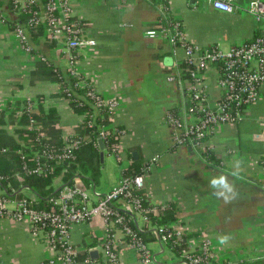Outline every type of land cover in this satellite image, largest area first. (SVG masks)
Here are the masks:
<instances>
[{"label": "crops", "instance_id": "crops-1", "mask_svg": "<svg viewBox=\"0 0 264 264\" xmlns=\"http://www.w3.org/2000/svg\"><path fill=\"white\" fill-rule=\"evenodd\" d=\"M250 1L232 0L238 9L228 14L213 10L204 0H69L70 17L82 24L83 36L91 42L75 52V69L100 97L115 103L112 127L123 131L119 160L112 154L117 169L108 190L131 166L157 159L143 174L141 193L153 205H173V228L186 237V249L207 242L214 261L224 264H264V82L240 121L215 126L201 147L173 148L166 113L185 110L190 82L179 63L187 56L183 47L146 38L144 31L156 25L164 7L182 24L186 42L198 50L212 47L227 53L264 33V24L246 12ZM1 5L5 22H0V132L20 145L18 132L23 133L27 118L24 114L17 118V113L30 101L37 112L55 122L53 129L62 143L86 120L59 96L58 83L42 68L48 62L66 70L65 39L45 41L43 35L37 44L29 39L27 52L13 31L15 18L8 5ZM218 79L216 65L204 70L202 87L210 107L221 95ZM236 162L239 171L233 175ZM103 163L99 160L100 166ZM220 175L227 177L237 194L228 203L209 187V181ZM97 178L88 180L95 190ZM64 180L59 176L54 186H64L68 183ZM116 206L133 215L138 227L147 226L124 201ZM69 236L78 253L77 264H107L101 247L110 237L119 242V264H142L135 251L122 245L120 230L107 226L100 216L74 224ZM147 245L158 263L179 261L157 240ZM93 251L94 258L89 255ZM54 258L55 252L32 235L26 220L0 218V264H48Z\"/></svg>", "mask_w": 264, "mask_h": 264}, {"label": "built area", "instance_id": "built-area-1", "mask_svg": "<svg viewBox=\"0 0 264 264\" xmlns=\"http://www.w3.org/2000/svg\"><path fill=\"white\" fill-rule=\"evenodd\" d=\"M213 10L222 13H233L238 8L232 0H204ZM9 7L13 21V31L20 39L23 48L29 52L28 32L37 25L43 27L46 39L52 40L58 36L65 39V53L68 67L66 71L73 75L79 73L75 69V52L91 42L83 36L82 24L70 17L69 0H0ZM246 12L257 22L264 24V2L252 0L246 6ZM2 5H0V22L4 23ZM23 15H27L26 22H21ZM154 33V35H149ZM149 39H159L169 42L172 46L185 49L189 65L193 69L189 72L190 86L186 91V107L184 112L177 113L170 110L166 113V123L173 132L172 142L178 146L201 147L205 135L217 125L236 123L241 120L246 108L253 104L258 97V89L264 82V33L252 40L222 53L215 48L198 50L186 42L182 24L175 20L163 7L156 25L144 31ZM203 51V52H202ZM197 54L195 59L193 56ZM220 64L218 85L221 90L220 98L214 107L207 104V95L202 87L204 70L210 65ZM171 79V78H170ZM88 86L77 82L66 91L67 97H78L75 88ZM92 87V85H91ZM93 101L88 103L94 113L88 117V127L93 128L95 116L99 107H105L111 113L108 125H100L97 129V142L106 143L108 153L119 160L121 150L118 140L122 131L112 127V114L115 103L106 101L93 89L88 93ZM83 107V104L78 105ZM37 110L33 102L27 101L17 113V118L24 114L27 125L23 128L20 146L37 150L26 157L21 151L20 161L22 171L27 175L47 176L53 173L54 164L62 161H74L75 151L79 141L74 140V134L65 137L60 145L49 142L42 128L35 123L33 115ZM85 116V115H84ZM30 133H35L33 139ZM112 138L110 142L109 139ZM157 161L153 159L146 164L140 175H128L126 171L116 184L104 194L92 186L90 194L81 184L80 177L74 175L67 184L61 187L57 194L44 198L48 204L46 208H37L42 200L39 195L26 185L18 190L10 188L9 191L0 190V218L26 220L32 235L42 240L48 248L55 252L56 258L48 264H77V250L70 243L69 231L74 224L91 221L96 216L102 217L107 226L116 227L123 235V246L138 254L142 264H160L148 245L142 241L139 234L145 230L135 224V229L124 223L116 204L124 201L131 212L140 217L145 223L147 220L141 213L142 201L136 196L143 188V174ZM264 163V162H263ZM15 178L20 181V176ZM133 221H135L133 219ZM119 226V227H117ZM157 241L165 249V243L170 236L178 240L182 233L176 229L165 231L154 230ZM111 236V235H110ZM118 245L111 237L102 244V253L107 264H119ZM163 250V249H162ZM184 258V261L181 258ZM179 259L182 264H224L214 261L210 244L205 242L196 249L191 247L183 251ZM87 258L84 263H88Z\"/></svg>", "mask_w": 264, "mask_h": 264}, {"label": "trees", "instance_id": "trees-1", "mask_svg": "<svg viewBox=\"0 0 264 264\" xmlns=\"http://www.w3.org/2000/svg\"><path fill=\"white\" fill-rule=\"evenodd\" d=\"M163 2L164 0H159ZM1 5V4H0ZM28 16L23 15L21 22H26ZM29 34V39L32 40L35 44L40 41L41 37L44 35L43 27L40 25L34 26ZM47 41L46 38H43ZM211 48V47H210ZM209 49V48H206ZM31 51V50H30ZM203 52V51H202ZM34 53V51H32ZM76 60L78 59L77 54L75 53ZM42 67L44 71H47L48 77L59 85V96L64 98L69 105L76 111L85 115L86 120L77 130L74 135V140L79 141V147L75 151V160L74 161H62L54 164V171L52 174L47 176H36V175H27L22 171L20 154L18 151H21L22 154H25L26 157L33 154L37 150V147L32 149L21 147L6 134L0 132V187L2 190L9 191L10 188L18 190L20 186L26 185L30 188H33L34 191L42 199L37 206V208H46L48 204L45 202L44 198H50L57 194L61 187H55L54 181L59 176H63L64 181L67 183L74 176L78 175L83 178L85 181L90 180L89 178H95L98 174V165H99V155H98V145H97V129L100 125H108L109 118L111 113L105 107H99L98 112L95 116V124L93 128L88 127V117L94 113L93 109L89 104L84 103L80 97H83L87 102L93 101V99L88 96L89 92H92L91 83L88 79H85L82 75H73L66 70H60L59 68H54L50 63L46 62ZM180 68L183 69L185 75L189 78V72L193 69L191 65L188 64L186 60L179 63ZM217 68L220 69V64H216ZM77 82H83L88 86H79L75 88V93L78 97L72 96L67 97L66 91L69 87L73 86ZM25 101L24 103H26ZM83 104V107L78 105ZM10 106V105H9ZM39 109V107H38ZM177 113V110H174ZM25 116V115H24ZM26 117V116H25ZM24 117V118H25ZM27 118V117H26ZM35 123L42 128V131L45 133L49 142L53 144L60 145L61 141L59 139L58 133L53 129V124L55 123L50 117H45L41 115V112L38 110L36 114L33 115ZM25 121V119H23ZM23 121V122H24ZM122 131L121 129L117 128ZM123 132V131H122ZM210 133H207L203 138L202 142L210 136ZM22 132H18V137H22ZM30 137L33 139L35 133H30ZM112 141V138L109 139ZM177 144H173V148H177ZM104 147L108 149V145L105 143ZM148 164V163H146ZM137 164L131 166L126 170L128 175H140L142 168L146 165ZM16 174L20 176V181L18 178H15ZM136 196L142 201V211L141 213L147 220V226L144 227V232L139 234L141 239L146 244L149 242H154L157 240V236L154 235V230H161L160 235L164 234L165 231H172L173 226L176 223L175 208L172 204L164 205H153L147 198L143 196L140 192L136 193ZM119 211V214L122 216L124 223L131 226L132 229H135V223L133 221V215H130L128 212ZM119 227V226H117ZM151 228V229H150ZM186 237L182 235L180 239H176L175 236H170L166 243L165 249L169 250L175 257L180 259L182 257L183 251L186 250ZM85 254L84 256H86ZM184 261V258H181ZM173 264H182L181 261L174 262Z\"/></svg>", "mask_w": 264, "mask_h": 264}, {"label": "rangeland", "instance_id": "rangeland-1", "mask_svg": "<svg viewBox=\"0 0 264 264\" xmlns=\"http://www.w3.org/2000/svg\"><path fill=\"white\" fill-rule=\"evenodd\" d=\"M100 167V168H99ZM99 168V169H98ZM97 169L99 170L97 175V185L96 190L101 192L105 190L108 192V188L110 185H112L115 182V174L117 169V162L116 158L112 154H108L105 151L104 155V163L102 166L98 165ZM95 181V182H96ZM86 182V190H88V193L90 194V190L92 186H88L89 184H92L91 181H85ZM108 190V191H107Z\"/></svg>", "mask_w": 264, "mask_h": 264}, {"label": "clouds", "instance_id": "clouds-1", "mask_svg": "<svg viewBox=\"0 0 264 264\" xmlns=\"http://www.w3.org/2000/svg\"><path fill=\"white\" fill-rule=\"evenodd\" d=\"M149 35H154V33H149ZM166 63H170L169 60L166 59ZM236 170L233 171V175H237L239 171V162H236L234 165ZM209 187L214 190V194L217 198H222L225 203L230 202L237 195L234 187L229 183L228 179L224 175H220L218 177H214L209 181ZM225 239L221 240V243L225 242Z\"/></svg>", "mask_w": 264, "mask_h": 264}, {"label": "water", "instance_id": "water-1", "mask_svg": "<svg viewBox=\"0 0 264 264\" xmlns=\"http://www.w3.org/2000/svg\"><path fill=\"white\" fill-rule=\"evenodd\" d=\"M97 145L99 148V160H100V163L102 164L103 158H104V145H103L102 141H100V140H98ZM89 255H90V257L94 258V257H96L97 252L96 251L90 252Z\"/></svg>", "mask_w": 264, "mask_h": 264}]
</instances>
